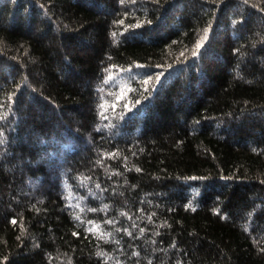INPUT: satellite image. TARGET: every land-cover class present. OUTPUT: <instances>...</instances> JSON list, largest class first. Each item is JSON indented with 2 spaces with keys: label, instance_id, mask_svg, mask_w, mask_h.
I'll list each match as a JSON object with an SVG mask.
<instances>
[{
  "label": "trees",
  "instance_id": "trees-1",
  "mask_svg": "<svg viewBox=\"0 0 264 264\" xmlns=\"http://www.w3.org/2000/svg\"><path fill=\"white\" fill-rule=\"evenodd\" d=\"M0 264H264V0H0Z\"/></svg>",
  "mask_w": 264,
  "mask_h": 264
},
{
  "label": "snow or ice",
  "instance_id": "snow-or-ice-1",
  "mask_svg": "<svg viewBox=\"0 0 264 264\" xmlns=\"http://www.w3.org/2000/svg\"><path fill=\"white\" fill-rule=\"evenodd\" d=\"M13 223H15V221H13ZM96 229H95V227L92 229V231H95Z\"/></svg>",
  "mask_w": 264,
  "mask_h": 264
}]
</instances>
